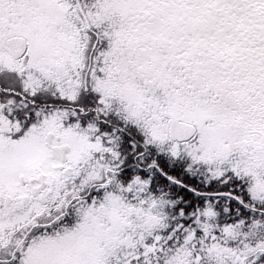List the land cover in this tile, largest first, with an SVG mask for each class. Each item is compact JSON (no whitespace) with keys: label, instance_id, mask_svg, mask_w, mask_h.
Wrapping results in <instances>:
<instances>
[{"label":"snow or ice","instance_id":"obj_1","mask_svg":"<svg viewBox=\"0 0 264 264\" xmlns=\"http://www.w3.org/2000/svg\"><path fill=\"white\" fill-rule=\"evenodd\" d=\"M0 264H264V0H0Z\"/></svg>","mask_w":264,"mask_h":264}]
</instances>
